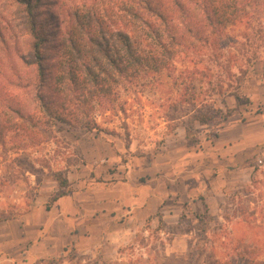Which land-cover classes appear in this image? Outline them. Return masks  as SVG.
I'll use <instances>...</instances> for the list:
<instances>
[{"label": "rangeland", "instance_id": "374dc122", "mask_svg": "<svg viewBox=\"0 0 264 264\" xmlns=\"http://www.w3.org/2000/svg\"><path fill=\"white\" fill-rule=\"evenodd\" d=\"M32 1L43 26L55 3L80 13L106 11L122 25L129 3L0 0V117L9 121L20 102L42 115L30 68ZM256 17L264 30V2ZM245 25L226 29L236 44L224 53L238 56ZM261 46V61L241 89L244 102L219 100L232 116L195 123L196 144L182 122L172 130L170 121L181 116L173 110L194 68L181 55L173 79L147 73L120 89L126 111L109 125L115 134L59 124L55 131L42 127L37 145H0V218L21 228V252L8 253L16 260L8 264L264 263V37ZM56 174L68 180L65 189ZM61 192L69 195L54 202Z\"/></svg>", "mask_w": 264, "mask_h": 264}, {"label": "trees", "instance_id": "16d2710c", "mask_svg": "<svg viewBox=\"0 0 264 264\" xmlns=\"http://www.w3.org/2000/svg\"><path fill=\"white\" fill-rule=\"evenodd\" d=\"M33 2L28 4L34 59L30 68L37 72V76L32 72L33 86L38 88L36 104L42 115L37 118L28 112L24 102L14 106L12 121L0 117L1 146L9 142L17 148L37 145L42 127L55 131L59 124L68 130L115 134V126L109 125L113 117L126 111L118 103L120 89L147 73L173 79V68L181 55L194 68L188 84H181V105L173 110L181 116L170 121L172 130L180 126L176 121L182 122L186 138L196 144L194 124L228 121L232 114H224L218 101L233 96L244 102L241 89L261 61L264 30L254 15L264 0H129L122 25L106 11L80 13L55 3L50 8L51 23L44 26L33 14ZM244 21L247 38L238 56L224 53L223 49L236 44L226 29ZM25 87L31 88L29 84ZM56 178L62 188L68 186L61 174ZM68 195L61 192L54 202ZM9 220L11 217L0 218V222ZM210 264L228 263L215 260ZM246 264H251L250 260Z\"/></svg>", "mask_w": 264, "mask_h": 264}, {"label": "crops", "instance_id": "0c3cea01", "mask_svg": "<svg viewBox=\"0 0 264 264\" xmlns=\"http://www.w3.org/2000/svg\"><path fill=\"white\" fill-rule=\"evenodd\" d=\"M15 229L16 228H14V226H11L8 221L0 222V264L16 263V260H8L7 254H18L21 252V228H18L17 230ZM30 253H33L32 248L30 250Z\"/></svg>", "mask_w": 264, "mask_h": 264}]
</instances>
